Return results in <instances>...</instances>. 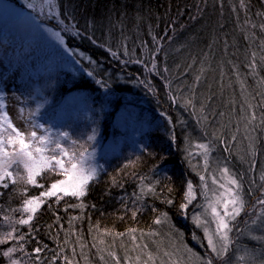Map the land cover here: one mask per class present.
I'll return each mask as SVG.
<instances>
[{"label": "trees", "instance_id": "obj_1", "mask_svg": "<svg viewBox=\"0 0 264 264\" xmlns=\"http://www.w3.org/2000/svg\"><path fill=\"white\" fill-rule=\"evenodd\" d=\"M6 1L28 8L29 0ZM55 3L52 19L46 18L48 9L43 10L46 24L60 34L69 51L81 54L80 67L73 65L74 73L62 78L60 88L89 91L104 127L114 111L135 99L161 112L169 122L166 129L152 130L141 138L146 147L155 149L151 157L141 148L134 166L97 172L79 200L63 197L57 203L55 197L47 198L30 225L16 226V235L24 236L22 248L31 264H65L64 257L74 264H115L109 252H115L124 264L126 256L146 258L140 249L133 250L135 235L136 243L147 244L148 251L159 257L156 264L169 260L164 252L179 264H192L185 249L191 246L201 255L204 251L184 242L192 230L179 215V199L188 170L197 182L199 165L185 148L184 138L193 146L209 144L219 158L224 151L220 160L235 178L244 172L250 178L264 164L260 151H249L251 147L259 150L264 143V120L248 123L264 106V0ZM41 4L42 0H36L34 13H40ZM102 133L106 135L105 129ZM60 178L37 179L47 188ZM153 186L155 194L142 193V188ZM43 190L23 183L0 187V222L5 204L22 206L25 199ZM158 217L161 223L157 224ZM253 221L250 216L232 225L229 252L223 261L212 257L214 264H228L240 247L264 251V243L247 234ZM37 247L42 248L38 254ZM205 254L211 256L209 251Z\"/></svg>", "mask_w": 264, "mask_h": 264}, {"label": "rangeland", "instance_id": "obj_2", "mask_svg": "<svg viewBox=\"0 0 264 264\" xmlns=\"http://www.w3.org/2000/svg\"><path fill=\"white\" fill-rule=\"evenodd\" d=\"M39 12L36 14L29 8L16 6L13 1L0 0V103L3 104L0 113L6 112L13 125L22 131L27 130L30 123L43 125L44 129L49 130L47 134L53 140H59L66 147L71 146L72 140L78 141L77 147L84 145L87 148L86 166L95 167L97 172L113 168L109 171L112 172L124 167L130 160L134 161L140 156L141 148L143 152H147L148 157H151L155 149L146 147L145 142L140 140L152 130L166 129L169 121L167 122L161 112L135 99L114 111L104 127L101 123L102 113L90 100L92 95L89 91L64 92L60 88L62 78L74 73L73 65L80 67L77 58H81V54L78 51H69L64 43H61L60 35L59 37L54 35L57 32L46 24L40 8ZM33 16L38 18L42 27H38L30 19ZM255 117L252 123L264 120V106L258 108ZM103 129L106 131L105 136L102 133ZM37 131L43 134L42 130ZM63 132L68 133V140L59 135ZM89 135L94 136V139L89 141L87 139ZM261 138L264 139V135ZM184 139L187 141L185 148L190 150L189 155L198 162L199 168L196 172L197 182L193 181L190 169L182 183L184 191L179 199V215L192 230L190 235H185L184 242H192L204 251V255H201L197 249L189 246L185 249L187 258L193 259L192 264H200L198 257L201 259L207 257L205 251L210 250L204 228L198 227L193 217L200 216L202 220L209 222L211 229H214L208 203L223 191L220 188V184L224 182L220 170L227 168L232 177L235 176L229 166L220 160L224 151L219 158L218 152L209 144L198 143L193 146L192 142ZM201 144L209 146L210 151L207 155L198 148ZM249 151L255 154L260 151L264 157V143L260 145L259 150L251 147ZM10 170L15 173L17 169L14 166ZM19 171L23 172V169L20 168ZM261 175H264V164L253 170L250 178L247 172L236 178L241 186L244 209L232 225L242 218L254 216L256 223L251 225L247 234L264 243V205L257 203V200L264 199L262 193L264 181L260 179ZM201 176L205 177L203 181L200 179ZM213 179L217 180L216 184H213ZM189 182L193 186L195 199L187 208L182 209L181 205L186 203L185 195ZM21 184L16 183V186ZM18 208H21V205L16 206L14 203L4 205L0 236L12 230L13 225L10 221H5V216H9L11 221L21 218V212L13 211ZM26 215L24 214L25 218ZM17 225L19 224H15V227ZM13 236L18 237L16 232ZM9 247L16 249L12 259L17 260L19 264H31L18 238L0 245V253ZM241 256L244 257L242 261L239 260ZM2 260V264H10L9 258L3 255ZM263 260L262 248L255 247L251 250L249 247H240L228 264H260Z\"/></svg>", "mask_w": 264, "mask_h": 264}, {"label": "snow or ice", "instance_id": "obj_3", "mask_svg": "<svg viewBox=\"0 0 264 264\" xmlns=\"http://www.w3.org/2000/svg\"><path fill=\"white\" fill-rule=\"evenodd\" d=\"M243 3V0H242ZM27 7L33 11H36L37 5L36 0H29ZM41 13L45 8L48 9L47 19H52V10L57 7L55 0H42ZM38 27H42V24L38 21V18L33 16L30 18ZM62 22V21H61ZM261 29L264 30V25H261ZM59 37V33H55ZM63 41L61 40V43ZM253 53V57H255ZM264 59V57H262ZM253 69L255 65H250ZM91 75V73H89ZM3 104L0 103V108ZM251 107V105H249ZM22 112V110H21ZM34 115V113H33ZM256 117L252 115L248 119V123L251 124ZM264 122V121H262ZM37 129L42 130L38 132ZM48 129H44L43 125L30 123L28 129L22 131L13 125L11 119L8 117L7 113H0V187L7 188L9 183H23L26 185H32L35 187L44 188L43 191L39 193L38 196H33L27 198L23 201L21 208L13 209V211L21 212V218L18 220L11 221L9 216H5V221H10L12 223V230L8 231L0 236V245L8 243L15 238L23 240L24 236L14 237L13 233L18 232L15 224L19 225H30L34 219L35 214L39 210L40 206L46 202L47 198L55 197L58 203L63 197H75L78 200L86 195L87 187L91 181L96 178L97 170L95 167L86 166L87 160V148L84 145H79L77 147L78 141L72 140L71 146L66 147L61 144L59 140H53L50 135H48ZM65 140L69 139L67 132L59 134ZM87 139L93 140L94 136L89 135ZM205 155L210 151L208 145H198ZM136 161H129L124 167L128 168L134 166ZM16 167L15 173L10 169ZM22 168L23 172L19 171ZM221 179L224 181L220 184V188L223 191L219 192L215 198L208 203V208L211 210L212 221L215 225L214 229L209 227V222L202 220L200 216L193 217L194 222L198 227L204 228L205 238L207 240V246L210 250L211 256L205 258H199L200 264H214V260L223 261L229 252L231 239L229 233L232 229V222L244 209V200L241 195V186L238 180L229 173L227 168L220 170ZM48 176L62 177L60 179H55L49 187L45 186L38 181L39 178H44ZM115 180V178H113ZM200 179L203 181L204 176ZM260 179L264 181V175H261ZM213 184L217 183L216 179H213ZM28 189L24 188L23 192L27 193ZM142 193H152L155 194V188L147 187L141 189ZM262 193H264V188H262ZM62 194V195H61ZM140 197H138L139 199ZM195 199L193 193V186L189 182L187 185V192L185 195L186 203L181 205V208H187L188 204ZM168 203H171L169 200ZM257 203L264 205V199L257 200ZM73 207L77 205H72ZM83 207V205H78ZM222 210V211H221ZM138 211V210H137ZM26 215V218L24 217ZM136 211H133V217H135ZM166 219V216L164 217ZM155 223H161V218L158 217ZM256 223V221H253ZM136 229H129V233H135ZM105 234H110L105 230ZM125 233H119L117 236H123ZM142 235H144L142 233ZM154 235V233H151ZM134 249H140L141 253L145 259L141 258V255H137L134 258L126 256L124 258V264H156V260L159 257L148 251V245H140L136 243V237H132ZM67 243V241H65ZM103 243V241H101ZM16 249L13 247L7 248L2 252L4 257L9 258L10 264H19L15 259H12V254ZM42 248L37 247L34 249L35 253H40ZM190 251V250H189ZM59 255V253L57 254ZM112 260L115 264H121L120 259L117 257L115 252H109ZM164 256L169 257V260L165 262L163 259L160 260V264H179L178 261L172 259L171 254L164 252ZM103 259V257H101ZM65 264H74L73 260L64 257ZM239 260H244V257H239Z\"/></svg>", "mask_w": 264, "mask_h": 264}]
</instances>
